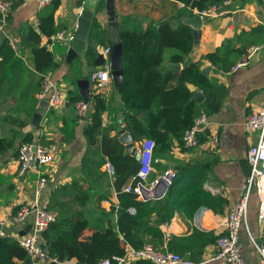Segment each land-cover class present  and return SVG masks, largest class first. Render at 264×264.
<instances>
[{
    "label": "crops",
    "instance_id": "0c3cea01",
    "mask_svg": "<svg viewBox=\"0 0 264 264\" xmlns=\"http://www.w3.org/2000/svg\"><path fill=\"white\" fill-rule=\"evenodd\" d=\"M40 1L25 0L10 13L3 29L7 37L4 43L0 44V48L6 45L5 49L0 51V139L13 142L7 152L0 153V213L15 212L21 204L35 198L37 172L30 170L25 177L19 178L17 155L25 138L31 136L34 142L33 132L25 131V127L33 118L29 117V110L33 105L36 110L40 102L39 92L43 82V73L38 72L34 66L33 51L37 44L32 40V31L40 32L38 13L43 7ZM183 6L184 3L176 0H115L120 23L139 27L151 22L173 19ZM83 8L84 0H61L55 13L59 31L75 32L77 19ZM96 11L94 17H97L103 28H107L106 8ZM186 17L179 15L178 20L173 19L172 22H183ZM146 19L152 20L144 22ZM260 26H264V0H232L225 15L203 18L202 28L198 36H195L194 50L189 57L193 62H201L202 67L217 83L227 87L221 109L217 113H209L212 122L210 132L219 136L220 143L215 146L208 132L206 140L193 149L183 151L182 147L176 148L179 145L176 142L167 155L158 157L159 161L154 164V170L149 177V181H157L166 171H177V166L192 163L204 174V188L222 199V203H217L216 209L202 206L192 217L184 212H175L171 222L160 225L162 238L148 242L156 248L179 253L197 263L227 264L223 259H214L217 253L216 240L224 232L225 220L230 209L238 201L247 178L242 163L247 161L248 150L257 136L246 131V118L249 113L264 104V69L261 63L252 66L249 63L237 71L231 69L223 72L203 57L217 49L227 52L232 47H242L247 39L241 42L240 37L249 35ZM65 42L55 41L52 44L50 37L42 36L39 43V46L54 53L60 66L51 72L57 83L65 85L68 90L67 102L56 109L49 107L42 119L39 142L44 139L47 142L45 145L53 149L57 159L54 164L43 167L49 183L40 196V202L50 210L58 212L57 219L71 220L79 215L88 219L91 226L104 228L116 223L119 196L112 184V173L107 170L109 162L97 167L103 160V153L99 148H90L85 133L86 125L91 121L92 104L85 122L79 123L74 103L70 99L73 94L70 91H76L74 94H80L83 98L77 80H90L91 72L100 66L93 64L97 57L90 58L87 53L86 58L76 64V67L74 62L78 59L69 64L66 61L68 46ZM91 44H94L93 39ZM97 46V54L104 53L105 49L110 47ZM256 46L263 47L264 44ZM174 52V48L164 49L163 67L161 66L163 74L170 68L168 65L174 62L171 60ZM90 84L92 96L94 93H100L109 105L102 114V132L121 141L120 132L124 131L125 111L119 94L120 88L113 77L98 91L91 81ZM190 87L194 91V98L203 102L202 91L194 85ZM200 94L202 99L197 98ZM15 119L26 123L23 126L17 125L13 121ZM141 141L134 140L137 149ZM124 145L132 154L126 144ZM135 157L139 162L138 154ZM106 171L108 175H105ZM32 222L33 218L30 217L27 226L32 225ZM248 227L258 243L264 242V223L258 220L256 193L251 199ZM91 235L92 232L88 230L83 234V238L89 240ZM241 239L246 242L244 256L247 262L257 263L259 254L256 246L249 241L246 226L241 230ZM63 263L77 264V260ZM17 264L24 263L19 261Z\"/></svg>",
    "mask_w": 264,
    "mask_h": 264
},
{
    "label": "trees",
    "instance_id": "16d2710c",
    "mask_svg": "<svg viewBox=\"0 0 264 264\" xmlns=\"http://www.w3.org/2000/svg\"><path fill=\"white\" fill-rule=\"evenodd\" d=\"M6 1L11 3L10 13L25 2ZM176 1L184 3L178 15L173 17L178 20L179 15L194 17L197 14L195 10L205 9L224 0ZM247 1L250 0H244ZM60 4L61 0H52L43 6L38 13L40 32L32 31V40L37 44L33 51L34 66L40 73L54 71L60 66L53 52L39 46L42 36L51 37L59 31L55 13ZM104 7L106 8L105 1L102 0L96 12ZM173 19L151 22L144 27L120 23L124 79L119 94L125 111L123 129L129 132L134 140L141 141L144 138L154 140L155 158L167 155L176 142L183 151L189 150L183 145L185 132L202 111L217 113L227 93V87L217 83L199 61H192L179 71L166 69L167 73L163 74L161 66L163 67L165 48H174L171 60L181 63L194 50V28L180 21L175 24L172 22ZM90 32L94 44H91L85 53L90 58H95L98 55L97 45L111 47L112 41L109 30L102 27L96 16L93 18ZM244 39L247 40L242 47H232L227 52L217 49L204 55L203 59L210 61L220 71H230L238 59L247 53L250 46L264 44V26L257 27L249 35L240 37L241 42ZM5 47L4 44L0 51ZM191 85L202 91L203 102L194 98ZM70 92L73 93L70 98L73 103L83 99L80 94H74L76 91ZM92 97L90 102L93 112L85 133L90 148L93 150L99 148L103 153V160L97 167L107 162L113 166L112 184L119 196L120 205L116 208V223L106 225L104 228L91 226L88 219L79 215L71 220L57 219L52 222L43 232L41 242L46 244L49 257L61 263L76 259L77 264H98L102 259L109 258L112 264H117L114 257L123 256L128 246L138 249L154 239H161L160 225L171 222L175 212H184L192 217L202 206L216 209L217 203H222L220 197L204 188V174L192 163L177 166L172 184L160 199L141 200L137 194L125 192L124 187L139 170V162L117 137L102 132V114L109 105L100 93H94ZM34 112L35 105L29 110L30 118ZM13 121L20 126L26 123L19 119ZM206 137V133L202 134L200 143L205 141ZM25 142H33L32 137L25 138L23 143ZM40 142L47 143L44 139ZM12 145L11 140L0 139V153L7 152ZM130 207L135 208V214L129 211ZM88 230L92 235L86 240L83 234ZM192 237L195 240V235ZM19 261L30 264L27 251L16 240L0 237V264H17ZM136 264L154 263L143 259L138 260Z\"/></svg>",
    "mask_w": 264,
    "mask_h": 264
},
{
    "label": "built area",
    "instance_id": "2783aa9c",
    "mask_svg": "<svg viewBox=\"0 0 264 264\" xmlns=\"http://www.w3.org/2000/svg\"><path fill=\"white\" fill-rule=\"evenodd\" d=\"M52 0H41L40 5L44 6ZM232 0H224L219 4H212L202 10H195L197 14L205 17H220L227 13V7ZM11 11V3L6 0H0V13L2 15V24L0 29H4L7 22V16ZM75 32L62 30L51 36L52 44L57 42H73ZM262 46H252L248 49L232 68L237 71L240 68L249 65L250 58ZM111 47L104 51L106 63L98 67L90 74V81L93 87L98 91L105 87L112 79V65L110 61ZM43 82L39 92V99H48L49 107L56 109L67 102L66 93L68 90L65 85L59 86L54 79L51 71L42 74ZM76 115L79 123H84L88 117L91 107L90 100L79 99L74 103ZM207 111L197 117L194 124L185 132L183 136V145L186 148H195L200 144V137L204 133H209V137L215 146L220 143L217 134L211 133L212 122L209 119ZM245 129L249 133L256 134V141L248 150L247 161L250 166V175L246 178L240 197L236 204L230 209L225 220L224 232L216 240L217 253L214 259H223L227 264H249L244 256L246 242L241 239V230L246 226L249 241L257 248L259 258L255 264H264V244L258 243L250 228L248 227V215L251 199L254 193L258 197V220L264 223V104L248 114L245 121ZM155 142L150 138H144L138 148L139 170L131 179L130 183L124 187L125 192H133L143 198L144 188H153L157 181H149V177L154 170V163L159 159L154 157ZM181 148L178 145L176 148ZM57 157L53 149L40 142H25L21 144L18 150L17 162L19 165L17 175L23 178L30 170L37 172L35 180V198L21 204L15 211H4L0 213V237H9L16 240L28 253L30 264H46V254L41 248V236L48 226L57 220L58 212L50 210L45 204L40 202V196L48 186L49 178L43 170L44 166L52 165ZM107 170L113 173V166L108 163ZM167 184L170 186L176 176V171L168 170L163 175ZM136 182V184H134ZM131 213H136L135 208L130 207ZM32 217V227L25 234L20 231L27 226V220ZM117 264H136L138 260H149L154 264H202L189 258H184L179 253L168 249L156 248L153 244L147 243L142 248L128 246L123 256L114 257ZM49 261H55L49 257ZM57 261V260H56ZM98 264H112L109 258L102 259Z\"/></svg>",
    "mask_w": 264,
    "mask_h": 264
},
{
    "label": "water",
    "instance_id": "95a60500",
    "mask_svg": "<svg viewBox=\"0 0 264 264\" xmlns=\"http://www.w3.org/2000/svg\"><path fill=\"white\" fill-rule=\"evenodd\" d=\"M102 0H84L85 8H83L82 12L78 16L77 19V27L75 31V39L73 42H65V45L68 46L66 61L70 64L72 61L77 59L80 54L88 51L91 42H92V34H91V26L93 22V18L95 15L96 8L98 4ZM106 5V11L108 14V23L107 28L111 35V52H110V61L112 65V77L116 83V85L121 88L124 79V68L122 62L123 55V44L120 41V19L119 15L115 8V0H104ZM183 22L191 25L194 28L195 36L197 37L202 25H203V17L200 14H196L194 17L183 18ZM7 33L5 30L0 29V44L4 43L6 40ZM192 62V58L188 57L183 63L181 62H172L168 66L170 68L181 70L183 67L188 66ZM106 63V57L104 53H99L96 60L94 61L95 66H103ZM250 65H255L258 63L262 64L264 69V46L260 48L256 53L252 55L250 58ZM209 70V68L207 69ZM77 85L80 89V93L82 94L85 100H91V84L90 80L87 78H82L77 80ZM196 93V92H195ZM198 99H202V94L198 95ZM49 108L48 99L40 100L34 114L32 121L25 127V131H32L34 134V142H39V138L41 135V124L44 115L46 114ZM209 114V112L207 111ZM120 140L126 144L127 149L132 152L133 155L138 154V149L135 145L133 136L126 131L120 132ZM243 170L248 177L250 175V166L248 161H244L242 163ZM169 185L167 184L165 177L161 176L158 178L156 185L151 188H144L143 190V198L145 200L148 199H160L162 198L167 190L169 189ZM32 225H28L24 230L20 231V234L23 235L31 229ZM41 248L46 254V264H64L59 261H49L48 249L45 243H41Z\"/></svg>",
    "mask_w": 264,
    "mask_h": 264
},
{
    "label": "rangeland",
    "instance_id": "374dc122",
    "mask_svg": "<svg viewBox=\"0 0 264 264\" xmlns=\"http://www.w3.org/2000/svg\"><path fill=\"white\" fill-rule=\"evenodd\" d=\"M152 19H146L144 22H149V21H151ZM83 58H86V53L85 52H83L82 54H80L79 55V57L77 58L78 60H76L74 63V67H76V64H78L79 62H81V60L83 59ZM62 84H59V86H61ZM0 178H1V175H0ZM259 240V239H258ZM259 242H261L262 244H264V242H262V241H259Z\"/></svg>",
    "mask_w": 264,
    "mask_h": 264
}]
</instances>
